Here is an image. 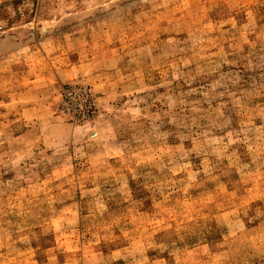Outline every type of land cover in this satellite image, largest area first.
<instances>
[{"label":"rangeland","instance_id":"1","mask_svg":"<svg viewBox=\"0 0 264 264\" xmlns=\"http://www.w3.org/2000/svg\"><path fill=\"white\" fill-rule=\"evenodd\" d=\"M0 23V264H264V0H0Z\"/></svg>","mask_w":264,"mask_h":264},{"label":"built area","instance_id":"2","mask_svg":"<svg viewBox=\"0 0 264 264\" xmlns=\"http://www.w3.org/2000/svg\"><path fill=\"white\" fill-rule=\"evenodd\" d=\"M3 33H4V28L0 23V36ZM87 96L88 95L86 94L85 90L81 88L75 89L69 93V98L71 101H73L72 107L74 112L82 111V114H86V116H88V112L91 110V107L88 104Z\"/></svg>","mask_w":264,"mask_h":264},{"label":"crops","instance_id":"3","mask_svg":"<svg viewBox=\"0 0 264 264\" xmlns=\"http://www.w3.org/2000/svg\"><path fill=\"white\" fill-rule=\"evenodd\" d=\"M38 80L34 79V80H31L30 81V84H34V83H37ZM39 82V81H38ZM30 89V88H29Z\"/></svg>","mask_w":264,"mask_h":264}]
</instances>
